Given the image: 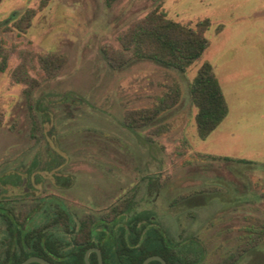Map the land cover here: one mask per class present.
<instances>
[{"label": "rangeland", "instance_id": "obj_1", "mask_svg": "<svg viewBox=\"0 0 264 264\" xmlns=\"http://www.w3.org/2000/svg\"><path fill=\"white\" fill-rule=\"evenodd\" d=\"M0 0V202L26 228L57 210L108 236L149 214L191 264H264V0ZM159 8L176 22L210 18L209 46L185 73L141 61L121 70L103 50ZM35 10L24 32L15 18ZM62 55L54 77L38 56ZM27 60L34 88L13 76ZM205 62L228 115L199 137L191 84ZM177 92V97L175 96ZM153 114L140 128L130 117ZM213 157H222L217 160ZM134 197L124 216L113 209ZM5 225L0 223V253ZM58 231L56 233H62Z\"/></svg>", "mask_w": 264, "mask_h": 264}, {"label": "trees", "instance_id": "obj_2", "mask_svg": "<svg viewBox=\"0 0 264 264\" xmlns=\"http://www.w3.org/2000/svg\"><path fill=\"white\" fill-rule=\"evenodd\" d=\"M50 0H42L41 8ZM112 6L117 0H105ZM36 15L35 10H27L15 18L14 27L24 32ZM212 27L210 18L191 23L176 22L167 12L159 8L144 19L135 23L124 32L117 50L106 47L103 50L105 60L113 70L141 61L179 71L187 70L199 60L209 46L207 33ZM10 54L0 40V71L7 69ZM62 55L38 56L41 69L49 77H54L65 64ZM27 60L15 72L13 80L28 86L26 93L34 88L35 80L27 74ZM176 97H177V92ZM192 103L196 109L195 122L200 138L210 136L228 115V104L213 66L205 62L191 84ZM154 120L153 114L132 116L127 121L130 128H140ZM3 115L0 113V124ZM221 160L222 157H213ZM134 204V197L125 200L113 209V219L127 214ZM28 216L20 219L13 208L0 202V223L5 225L4 241L0 253V264H21L36 256L48 260L51 264H86L85 254L90 248L101 250L104 264H143L151 256L162 257L167 264H191L178 245L169 240L149 214H137L128 221V231L119 236H108L111 231L108 224L98 231L94 221L82 220L70 229L73 219L66 210H57L47 217L46 222L27 229ZM63 231L62 233H56ZM90 264H98V256L91 253ZM231 258L223 264H234ZM39 264V263H31ZM150 264H161L153 261Z\"/></svg>", "mask_w": 264, "mask_h": 264}, {"label": "water", "instance_id": "obj_3", "mask_svg": "<svg viewBox=\"0 0 264 264\" xmlns=\"http://www.w3.org/2000/svg\"><path fill=\"white\" fill-rule=\"evenodd\" d=\"M91 253L97 254L98 264H104L101 250L97 249V248H90L89 250H87V252L85 254V263L86 264H90L89 257L91 255ZM153 261H159L161 264H167V262L160 256H151V257L147 258L143 264H150ZM31 263L51 264L48 260L41 258V257H36V256L28 258L27 260H25L21 264H31Z\"/></svg>", "mask_w": 264, "mask_h": 264}]
</instances>
